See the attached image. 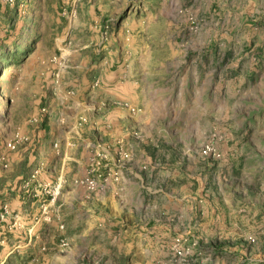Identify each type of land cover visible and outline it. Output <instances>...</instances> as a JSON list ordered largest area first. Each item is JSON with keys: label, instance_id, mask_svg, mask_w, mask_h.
Returning <instances> with one entry per match:
<instances>
[{"label": "rangeland", "instance_id": "1", "mask_svg": "<svg viewBox=\"0 0 264 264\" xmlns=\"http://www.w3.org/2000/svg\"><path fill=\"white\" fill-rule=\"evenodd\" d=\"M0 264H264V0H0Z\"/></svg>", "mask_w": 264, "mask_h": 264}, {"label": "crops", "instance_id": "2", "mask_svg": "<svg viewBox=\"0 0 264 264\" xmlns=\"http://www.w3.org/2000/svg\"><path fill=\"white\" fill-rule=\"evenodd\" d=\"M239 1H241V2H248L249 4H250V7H255L256 8V4L259 2V1H262V0H239ZM237 2V0H231V3H236ZM250 9H252V8H250ZM255 12H256V10H254ZM58 121H56V123H57ZM54 124V123H53ZM57 127H56V124H55V126H54V131H55V129H56ZM140 168V165L139 164H137V165H135L134 164V167H131V170H134V173H132L133 175H134V178L136 177V178H140L141 179V176L138 174V169ZM135 172H136V174H135Z\"/></svg>", "mask_w": 264, "mask_h": 264}, {"label": "built area", "instance_id": "3", "mask_svg": "<svg viewBox=\"0 0 264 264\" xmlns=\"http://www.w3.org/2000/svg\"><path fill=\"white\" fill-rule=\"evenodd\" d=\"M45 111V110H44Z\"/></svg>", "mask_w": 264, "mask_h": 264}]
</instances>
